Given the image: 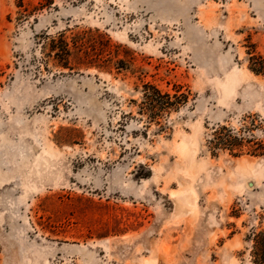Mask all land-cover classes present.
Wrapping results in <instances>:
<instances>
[{"label": "rangeland", "instance_id": "374dc122", "mask_svg": "<svg viewBox=\"0 0 264 264\" xmlns=\"http://www.w3.org/2000/svg\"><path fill=\"white\" fill-rule=\"evenodd\" d=\"M61 32L128 68H62L41 43ZM252 47L264 0H0V264H252L264 156L207 148L218 125L264 128ZM145 82L187 102L147 124Z\"/></svg>", "mask_w": 264, "mask_h": 264}, {"label": "trees", "instance_id": "16d2710c", "mask_svg": "<svg viewBox=\"0 0 264 264\" xmlns=\"http://www.w3.org/2000/svg\"><path fill=\"white\" fill-rule=\"evenodd\" d=\"M102 37V36H101ZM41 43L48 56L53 57L57 63L65 69H81L95 65L100 69L118 71L128 68L126 61L122 58L112 61V59L102 60L101 63L91 60L92 49L96 41L78 33L72 36L71 42L67 40L65 32L58 36L42 35ZM105 40L102 43H108ZM94 47V48H93ZM96 55V54H95ZM247 69L256 76L264 77V54L257 52L254 47L247 51ZM12 74H7L0 64V89L12 80ZM188 96L184 92L170 94L162 91L157 85L145 82L142 85V95L138 113L146 119L147 124L155 122L160 124L162 118L172 111L178 110L187 102ZM136 103V100H133ZM258 115H247L242 122L235 127L227 124L218 125L214 128L210 138L207 139V148L213 157L219 156L221 151H227L234 157L244 154L252 156H264V128ZM150 126V125H147ZM160 129H164L161 125ZM261 130L256 134V130ZM247 250L252 264H264V226L252 230L245 237Z\"/></svg>", "mask_w": 264, "mask_h": 264}, {"label": "bare ground", "instance_id": "6f19581e", "mask_svg": "<svg viewBox=\"0 0 264 264\" xmlns=\"http://www.w3.org/2000/svg\"><path fill=\"white\" fill-rule=\"evenodd\" d=\"M244 72H245V74L248 76V77H251V78H260V76H256L255 74H253L249 69H247V68H245L244 69ZM245 75V76H246ZM247 78V77H246ZM262 79V78H261ZM190 141V138H189V140L187 141V144H188V142ZM190 144V143H189ZM192 156H193V153H192ZM244 158H246V157H244ZM244 160V159H243ZM249 183V186H253L254 185V183L251 181V182H248ZM182 195V194H181ZM181 198V197H180ZM193 195H192V193H188V195L186 196V197H184L183 198V203L185 202L186 204H191L192 202H193ZM179 200H181V199H179ZM181 202V201H180ZM178 204H180L179 202H178ZM179 206H181V204L179 205ZM182 207V206H181Z\"/></svg>", "mask_w": 264, "mask_h": 264}]
</instances>
